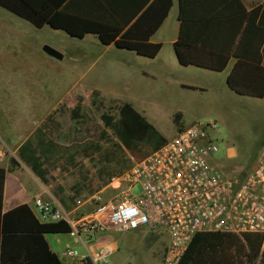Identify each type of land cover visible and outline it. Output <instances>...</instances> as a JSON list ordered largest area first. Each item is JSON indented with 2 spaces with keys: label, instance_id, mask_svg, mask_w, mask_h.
Wrapping results in <instances>:
<instances>
[{
  "label": "rangeland",
  "instance_id": "374dc122",
  "mask_svg": "<svg viewBox=\"0 0 264 264\" xmlns=\"http://www.w3.org/2000/svg\"><path fill=\"white\" fill-rule=\"evenodd\" d=\"M88 38H71L50 27L36 29L0 8V167L9 172L14 187H26L24 200L42 194V200L53 198L66 207L82 201L90 212L97 194L113 195L106 189L112 178L148 156L133 146L146 137V129L130 127L120 118L123 99L133 100L135 109L168 139L179 133L174 123L179 110L185 114L180 119L185 129L216 123L212 136L221 147L217 165H235L233 170L221 169L227 175L249 168L264 149V100L233 93L221 99L212 82L199 84L208 93L197 102L177 101L175 95L181 92L177 86L171 87L169 99H162L161 79L141 75L158 72L154 65L141 66V61H150ZM45 46L61 53L63 60L44 52ZM168 51L166 47L164 52ZM105 116L111 118V126L105 124ZM28 140L44 162L43 177L19 157V148ZM20 192L16 190L18 199ZM140 192L137 187L135 193ZM115 236L119 251L110 264H157L154 258L164 257L155 244L161 236L168 239L164 234L139 231ZM62 240V244L54 240V248L65 263L75 264L61 256L65 250L87 253L76 237Z\"/></svg>",
  "mask_w": 264,
  "mask_h": 264
},
{
  "label": "trees",
  "instance_id": "16d2710c",
  "mask_svg": "<svg viewBox=\"0 0 264 264\" xmlns=\"http://www.w3.org/2000/svg\"><path fill=\"white\" fill-rule=\"evenodd\" d=\"M228 1L220 0L219 5ZM235 2L239 12L232 18L239 17L238 26L224 23L231 15L224 11L191 15L189 6L200 3V0H180L182 27L175 52L182 66L214 72H224L231 60L237 59L228 78L230 89L242 97L263 99L264 6L248 12L240 0ZM172 7L173 0H145L136 4L134 11L126 0H0V8L36 29L50 27L75 39L94 35L104 46L114 45L119 50L135 52L150 59L156 58L163 48L162 44H154L150 40ZM188 24L198 26L192 38L186 36V30L190 28ZM181 116L178 113L174 117L179 130L182 129ZM120 118L130 127L146 129V137L134 141L133 146L146 150L148 155L168 142V138L131 104L121 106ZM104 121L111 126V118L105 116ZM19 157L38 176L46 174L44 162L32 141L28 140L19 148ZM6 179L7 170L0 167V264H63L52 251L46 236L71 234L70 226L64 221L41 222L28 204L5 212ZM248 236L199 233L180 264H238V241Z\"/></svg>",
  "mask_w": 264,
  "mask_h": 264
},
{
  "label": "built area",
  "instance_id": "2783aa9c",
  "mask_svg": "<svg viewBox=\"0 0 264 264\" xmlns=\"http://www.w3.org/2000/svg\"><path fill=\"white\" fill-rule=\"evenodd\" d=\"M216 123L194 124L168 139L158 151L136 163L99 193L95 208L74 219L60 204L34 201L46 222H66L71 235L86 247L101 235L116 232L164 234L170 238L162 264H180L199 233L264 236V149L253 164L232 176L215 157L221 147L212 136ZM141 188L137 195L135 189ZM85 255L65 250L75 264H110L115 250L106 245Z\"/></svg>",
  "mask_w": 264,
  "mask_h": 264
},
{
  "label": "crops",
  "instance_id": "0c3cea01",
  "mask_svg": "<svg viewBox=\"0 0 264 264\" xmlns=\"http://www.w3.org/2000/svg\"><path fill=\"white\" fill-rule=\"evenodd\" d=\"M145 0H126V3L130 6V8L135 10L136 4L143 3ZM243 3V6L248 12H252L258 8H262L264 6V0H240ZM220 0H206L202 1L200 0V3L198 4H191L188 8V13L191 15L194 14H200L205 11H224L229 15L230 17L227 18V20L224 21V23H227L228 25H239V17L238 18H232L234 15L239 12V6L235 2V0H230L228 1L227 4L219 5ZM180 0H173V7L161 27L158 29V31L151 37V42L154 44H162L163 48L159 55L154 58L150 59L147 57H143L138 55L135 52H129V53H134L137 58L141 60H147L150 61L148 63L142 62L141 61V66H152L154 65L155 70L158 72L155 73H148L146 71H142L141 75L143 78H148V79H153L159 81L161 79L162 82V91L163 92V97L162 99H169L171 97V87L172 86H177L180 89V93L175 95V98L177 101L180 103H185V102H197L201 98L200 96L208 93V88L201 86L199 84H206V82H212V84L216 85L215 92L219 93L222 97H228L229 95L236 94L233 92L228 84V78L233 71L237 59L233 58L231 62L229 63L227 69L224 72H214L202 68H198L195 66H189L185 67L182 66L179 62V59L177 57V54L175 52V44L179 41L180 34H181V27L182 23L180 21ZM232 18V19H230ZM189 30H186V36L188 38H192L194 36V31L198 28L197 25L193 24H188ZM53 30V29H52ZM55 31V30H54ZM90 36H93L96 38L94 35H88L84 39H79V40H88ZM70 37V36H68ZM88 38V39H87ZM97 39V38H96ZM97 41L100 43V41L97 39ZM100 45H102L100 43ZM104 46V45H102ZM108 47V46H104ZM109 47H115L116 46L112 45ZM166 47H169L168 52H164ZM124 51V50H122ZM150 63V64H149ZM184 86L186 87H193L196 88L197 90H189L185 89ZM230 93V94H229ZM233 93V94H232ZM237 95V94H236ZM242 97V96H240ZM249 98V97H245ZM253 99V98H249ZM126 103L131 104L134 108H136L133 105V100L128 101V99H123ZM255 100H264L263 99H255ZM181 108V107H180ZM176 113H181L183 116L185 115L182 111H177ZM186 117V116H185ZM181 127V126H180ZM176 129L179 130L177 126H175ZM182 131L185 130L184 127H181ZM179 130V131H181ZM178 134V133H177ZM234 157L233 154H230V158ZM220 169H223V167L228 168V169H234L235 165L232 163H227L226 165H219L218 166ZM10 174L7 171V179L5 183V195H4V211L9 212L13 210L14 208L23 205V204H28L31 209L33 210L34 214L36 217L43 223H46L45 220L41 218V216L37 213L34 207L31 205L34 204V201L37 198H42V194H37V197L34 198L32 201L31 200H24V195L27 193L26 187H14L12 184V178H9ZM25 186V185H24ZM16 190L17 191H22L21 193V199H18L15 197L16 195ZM43 199V198H42ZM44 201V200H43ZM47 202V201H45ZM51 203H56L60 204L67 212L71 214V216L74 219H79L89 213L86 208V203L82 201H77L75 206H64L61 204L58 200L56 199H51ZM91 212V211H90ZM119 233V232H116ZM116 233L112 234H107V235H101L98 238L94 239L91 242L86 243V247L88 248L90 252L96 253L98 250H100L102 247L106 245H110L113 247L115 250L114 254L111 256V258L119 251V246H118V240L115 236ZM52 236V237H51ZM66 236H72L71 234H58V235H47L46 239L52 249L53 252H55L57 255V251L54 248V240H56L57 244H62L63 240L62 238ZM167 236V235H166ZM51 237V238H49ZM73 237V236H72ZM168 237V236H167ZM78 241V240H77ZM170 238L166 239L165 237L161 236L159 237L156 241L155 244H158L162 249H159V246L157 248V252H164L169 245ZM78 243H80L78 241ZM87 250V249H86ZM63 252L61 253V256L64 259H69L64 257ZM59 256V255H58ZM60 258V256H59ZM157 264H162L163 259H156ZM61 262L63 264H70V263H65L61 258ZM237 263L238 264H264V236H259L256 234H250L246 239L245 238H240L238 241V250H237Z\"/></svg>",
  "mask_w": 264,
  "mask_h": 264
},
{
  "label": "water",
  "instance_id": "95a60500",
  "mask_svg": "<svg viewBox=\"0 0 264 264\" xmlns=\"http://www.w3.org/2000/svg\"><path fill=\"white\" fill-rule=\"evenodd\" d=\"M44 52H46L48 55L58 59V60H63V55L61 53H59L57 50H55L54 48L50 47V46H45L44 47Z\"/></svg>",
  "mask_w": 264,
  "mask_h": 264
}]
</instances>
